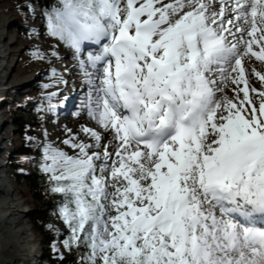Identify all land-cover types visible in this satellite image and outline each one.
Segmentation results:
<instances>
[{
    "label": "snow or ice",
    "instance_id": "1",
    "mask_svg": "<svg viewBox=\"0 0 264 264\" xmlns=\"http://www.w3.org/2000/svg\"><path fill=\"white\" fill-rule=\"evenodd\" d=\"M45 16L103 130L44 150L64 246L82 264H264V0H58Z\"/></svg>",
    "mask_w": 264,
    "mask_h": 264
},
{
    "label": "rangeland",
    "instance_id": "2",
    "mask_svg": "<svg viewBox=\"0 0 264 264\" xmlns=\"http://www.w3.org/2000/svg\"><path fill=\"white\" fill-rule=\"evenodd\" d=\"M41 13L38 11L33 0H0V46L2 54L7 60L5 69L10 70L15 76H9L10 72L5 73V81L7 85L23 83V80H27L28 76L36 75L31 84H20L21 89L29 88L32 91L28 92L26 96H18L14 94L16 88L10 94L0 93V97L4 98L5 106L1 109L5 112L2 113L5 129L7 130L8 140L3 142V150L0 151V161L3 162L4 170L1 175L7 177L10 186L14 189L13 197L20 203V208H25L24 203H27V208L30 210L31 206H35V202L29 196L26 191L25 185L18 182L13 178L10 170L9 161L5 160V156H14V148L18 144L27 142L30 139L36 137L38 146V156L43 159L44 150L49 145L63 150L69 154L72 149L69 145L64 143V139L57 140V131L51 133L49 129L52 127L51 122L55 116L60 99L49 100L45 97L48 95V88L43 87L49 82H54L56 76L53 73L50 60L60 55L61 59L66 52H74L73 49L67 47L63 42L59 41L47 32L44 23L41 21ZM34 30V31H33ZM71 50V51H70ZM56 55L53 56L52 53ZM15 63V64H14ZM75 63L67 66V78L72 79L74 76L72 66ZM14 64V65H13ZM57 63L55 66H58ZM64 64V62H63ZM68 68L71 69L68 70ZM27 70V71H26ZM27 72L24 78L20 77L22 72ZM5 84V85H6ZM8 86V87H9ZM83 86V85H80ZM14 99V101H13ZM58 100V101H57ZM26 119L31 117L32 122H37L36 128L29 126L18 127L15 120L16 118ZM103 151V150H102ZM101 151V152H102ZM70 155V154H69ZM37 156V157H38ZM44 160V159H43ZM45 163V161H44ZM48 174V173H47ZM56 218H51L48 223V228L52 229L54 239L51 241L49 248L59 256L68 254L71 247H65L64 241L69 238L68 227L65 225L62 217L58 212L55 213ZM23 225L19 227H25L29 230V234L35 239V246L41 245L40 234L34 230L27 218V213H24ZM37 264H42L41 256L38 259L33 258ZM76 264H82L81 257L76 261Z\"/></svg>",
    "mask_w": 264,
    "mask_h": 264
},
{
    "label": "bare ground",
    "instance_id": "3",
    "mask_svg": "<svg viewBox=\"0 0 264 264\" xmlns=\"http://www.w3.org/2000/svg\"><path fill=\"white\" fill-rule=\"evenodd\" d=\"M71 51V50H70ZM66 59L62 60L60 55H57L56 58H52L50 60L52 69H55V76L63 77L66 76L67 73V66L70 64L75 63V66H72L74 76L71 79L72 92L70 97L72 98L70 102H63L62 104H58L57 111L55 116L52 120L51 128L49 131L53 133L57 131V140L59 139H68L71 136L75 135L76 140L75 142L84 141L86 143H91L90 137L85 134L82 129L84 127L92 128L98 132L103 134V130L97 125L96 121L91 119L87 114L86 110H83L81 107H78L79 101L84 97L87 92V85L84 84V77L82 75V70L78 67V61L74 58V52H66L64 56ZM64 62V64H63ZM57 63L58 66H55ZM7 60L2 54V49L0 46V93L3 92L6 95L10 94L16 88H19L14 91V94L18 96H26L28 92L32 91L31 89L24 88L21 89V85L31 84L32 80L37 75L28 76L27 80H23V83L12 84L11 86L7 85L5 81V73L4 69L6 67ZM15 64V63H14ZM13 64V65H14ZM251 67H255L257 71H260L264 74V63L256 61L254 58L250 62ZM251 67H249V62H246V75L247 78L254 87L257 89L261 88V84L258 79L255 77L253 73H251ZM12 69V68H11ZM6 70L7 74L11 71ZM14 70V69H13ZM12 70V71H13ZM68 70L71 71L70 68ZM11 71V72H12ZM27 71V70H26ZM22 72L20 77L24 78L27 72ZM9 74V76H15L14 72ZM64 80V79H63ZM65 81V80H64ZM54 82H49L48 85H52ZM6 84V85H5ZM21 84V85H20ZM67 84V83H66ZM66 84H60V95L53 97V100L60 99L61 94L65 92ZM83 85V86H80ZM9 86V87H8ZM242 86V85H241ZM223 87V85H221ZM49 93L57 92L56 87H49ZM225 94L232 96L233 93L231 91V86L225 89ZM242 95V94H241ZM250 95H252L250 93ZM27 97V96H26ZM28 99V97H27ZM57 100V101H58ZM14 101V99H13ZM5 106L4 98L0 97V107ZM3 112V109H2ZM5 123L2 117V113L0 112V151L3 150L5 140H8V132L5 129ZM71 130V132H69ZM110 138L109 136L105 137V141ZM94 151H102L103 149H93ZM111 150V149H110ZM2 152V151H1ZM77 153L76 149H71L69 151L70 155H74ZM3 168V162L0 161V172L4 171L1 169ZM14 189L10 186V183L6 176L1 175L0 173V264H37L33 258L36 257L37 247L34 243V238L29 234V230L25 227H19L23 225V211L26 208H20V203L13 197ZM28 211V210H26Z\"/></svg>",
    "mask_w": 264,
    "mask_h": 264
},
{
    "label": "trees",
    "instance_id": "4",
    "mask_svg": "<svg viewBox=\"0 0 264 264\" xmlns=\"http://www.w3.org/2000/svg\"><path fill=\"white\" fill-rule=\"evenodd\" d=\"M33 3H35V6L41 13L40 19L49 33L45 13L52 11L57 6L58 0H33ZM15 122L20 128L29 125L34 128L38 126L36 121H31V117H27L26 119L19 117L16 118ZM37 146V139L33 137L29 141L15 146L13 151L14 156L7 155L5 156V160L9 161L13 178L25 185L27 193L35 204H37L31 206V209L27 213V218L31 227L41 237L42 264H76V261L82 257L86 249L78 248L73 244L68 254L59 256L57 252L49 248L51 241L54 239V231L48 228L47 225L51 218H56L55 213H59L62 194L49 191L50 176L42 171L44 160L38 156ZM68 231L70 237L71 233L69 228Z\"/></svg>",
    "mask_w": 264,
    "mask_h": 264
}]
</instances>
